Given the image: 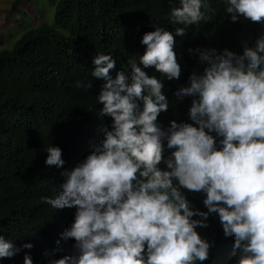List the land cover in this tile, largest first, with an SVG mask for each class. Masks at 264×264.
Masks as SVG:
<instances>
[{
    "label": "clouds",
    "instance_id": "clouds-1",
    "mask_svg": "<svg viewBox=\"0 0 264 264\" xmlns=\"http://www.w3.org/2000/svg\"><path fill=\"white\" fill-rule=\"evenodd\" d=\"M219 2L230 22L257 27L252 39L181 53L179 37L214 9L170 0L166 22L139 27L123 62L92 56L89 146L70 161L44 146L59 189L43 201L61 219L23 264H202L215 242L196 229L213 214L233 238L232 264H264V0ZM184 190L202 194L203 210ZM19 251L0 234V258Z\"/></svg>",
    "mask_w": 264,
    "mask_h": 264
},
{
    "label": "trees",
    "instance_id": "trees-1",
    "mask_svg": "<svg viewBox=\"0 0 264 264\" xmlns=\"http://www.w3.org/2000/svg\"><path fill=\"white\" fill-rule=\"evenodd\" d=\"M24 1L12 0L7 15L17 11L23 17ZM168 1L48 0L54 4V24L31 26L11 48L0 49V234L20 248L12 257L0 258V264H23L24 254L46 241L49 222L61 219L43 201L59 189V183L48 177L44 146H58L61 158L68 161L86 155V136L92 131V120L86 118L93 102L92 56L111 52L115 61L123 62L120 52L136 48L133 38L139 27L166 22ZM209 3L213 19L189 26L188 35L179 37L181 53L187 55V48L196 46H239L241 39L257 33L249 20L230 22L219 0ZM21 16L14 19L22 21ZM88 81L87 89L83 85ZM179 84L168 86L169 97ZM181 107L185 109L183 102ZM184 191L203 210L202 194ZM208 219V227L196 229L215 242L202 264H232L233 238L223 236L215 214ZM26 242L32 244L30 249L21 247Z\"/></svg>",
    "mask_w": 264,
    "mask_h": 264
},
{
    "label": "rangeland",
    "instance_id": "rangeland-1",
    "mask_svg": "<svg viewBox=\"0 0 264 264\" xmlns=\"http://www.w3.org/2000/svg\"><path fill=\"white\" fill-rule=\"evenodd\" d=\"M11 1L0 0V49L11 48L13 42L22 32L31 26H37L41 23L54 24V4L48 0H25L21 3L22 5L20 4L25 12L23 17L17 11H13L10 17L7 15V8L10 7ZM18 16L22 17V21L14 19Z\"/></svg>",
    "mask_w": 264,
    "mask_h": 264
}]
</instances>
